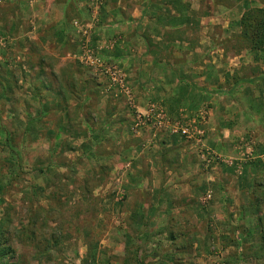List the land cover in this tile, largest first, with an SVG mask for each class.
<instances>
[{"label":"rangeland","instance_id":"rangeland-1","mask_svg":"<svg viewBox=\"0 0 264 264\" xmlns=\"http://www.w3.org/2000/svg\"><path fill=\"white\" fill-rule=\"evenodd\" d=\"M56 1L0 0L8 262L264 264L263 88L212 97L180 82L225 91L264 77V49L236 40L240 14L264 0H197L202 11L185 31L153 27L149 46L113 28L104 38V0ZM148 1L149 15H166L163 0ZM138 15L125 9L121 23L134 30ZM220 119L237 140L225 154L209 145ZM254 163L258 189L243 175ZM220 180L226 198L214 190Z\"/></svg>","mask_w":264,"mask_h":264},{"label":"crops","instance_id":"crops-1","mask_svg":"<svg viewBox=\"0 0 264 264\" xmlns=\"http://www.w3.org/2000/svg\"><path fill=\"white\" fill-rule=\"evenodd\" d=\"M128 1H130V0H118V1L117 0H104V7L102 8V11H101L102 12L101 23H102V25H105L104 28L102 29L104 38H109L107 36L108 35L107 32L109 31V32L113 33L112 30L114 29L115 30L114 34L120 33L122 35L123 39L126 41V44H129V45H132V44L146 45L147 44L146 46H149L150 43H153V42L156 43V41H153L154 37L153 36L151 37L148 35V33L152 30L153 27H154V30L159 29L160 31L162 30V33L165 32V33H168L169 35L175 34L178 31L183 32V31H185L184 29L187 28L186 26H188V22H190V20H192V19L193 20L197 19L198 16L200 15V11H202L200 3L197 0H165V1L163 0L162 3L165 4V7H166V9H164V13H166V15L163 14L162 15L163 17L158 19V17L153 18L151 15H149L150 14L149 12L151 11L152 4L148 0H131L130 4H127ZM56 3L57 4H55V5L58 8H60L61 11L63 12L64 11L63 7L60 6V4L57 1H56ZM162 3H158V6L161 7ZM127 5H129V7ZM125 9L128 11L133 10L134 14L136 12L139 13L138 20L136 21V26H135L134 30H129V29L127 30V26H125L123 23H121V19H122L121 14L123 13V10L125 11ZM240 16H241V14H240ZM147 19L149 20L148 22H147ZM113 20L114 21H116V20L120 21V23H117V24H119V27L116 24H108L109 22H111ZM143 20L145 21V24L142 25ZM111 28H113V29H111ZM125 30H127V32H125ZM132 32H134V34L132 35V37H134V39L132 37H130L131 35H129ZM144 32H146V33H144ZM150 40H152V41H150ZM175 42L176 41H174V42L166 41L165 45L175 44ZM144 50H145V46H144ZM143 54H145V53H143ZM178 56H180V55L175 54L174 58H177ZM142 57H145V55H142ZM185 57H186V55L182 56V58H185ZM143 59L144 58H142V60ZM143 68L145 70V67H142L141 68L142 72H143ZM139 72H140V69L137 71L138 75L140 74ZM180 80H185V79H180ZM187 82L192 83L190 80H185L186 84H188ZM193 90L199 94H203V93L198 92L195 89H193ZM207 90L211 91V89H207ZM229 90L230 89L225 90V91H229ZM238 90H240V89H237L236 92ZM262 93H263V91H262ZM203 95H205V94H203ZM208 96L213 97L215 95H208ZM221 120H227V119H220L219 121L216 120L215 124L218 125V128H217V131L215 134L210 135V144L209 145L212 147L213 150L218 151V153L225 154V153H222V151L225 149H228V148L233 149V150L237 149V148H235L237 140L235 139V141L233 142V136H231V138L227 140V138H229V132L221 129L222 127H224V125L220 124ZM220 125H221V128H220ZM221 135L223 137H221ZM225 140H227V141H225ZM182 149H184V146H183V148L180 149V151ZM183 151H185V150H183ZM184 155H187L184 157H188V158L190 157L189 153H186V154L184 153ZM181 157H183V156H181ZM252 165H253L252 168H251V165H248L244 168V174L243 175H245V176L249 175V176H251V179L253 181L256 180V187L255 188L258 189L259 188L258 185L261 181L260 178L263 176V174L261 173L262 170L260 171V169H258L259 167L257 166L258 165L257 163H254ZM240 180H243V179H240ZM239 182L236 181L237 186H238ZM215 189L218 190L219 193H221V196L225 195V198H226V195H227L226 190H229L227 184H223V181L220 180L219 183H217V185L214 186V190Z\"/></svg>","mask_w":264,"mask_h":264},{"label":"trees","instance_id":"trees-1","mask_svg":"<svg viewBox=\"0 0 264 264\" xmlns=\"http://www.w3.org/2000/svg\"><path fill=\"white\" fill-rule=\"evenodd\" d=\"M236 40L243 46L244 49L250 51H259L264 49V9L252 8L245 11L239 19V34L236 36ZM185 82V80H180ZM259 82L262 86L264 94V77H258L254 79H242L233 84L229 91H223L220 89L207 90L199 88L195 84L187 82L193 89L205 95H231L236 92L242 85L254 84ZM15 259L13 249L7 246L5 243L0 244V264H10L8 261ZM14 264V263H12Z\"/></svg>","mask_w":264,"mask_h":264}]
</instances>
